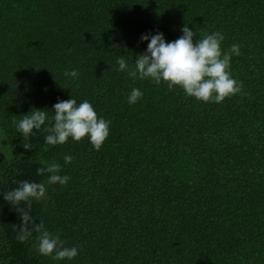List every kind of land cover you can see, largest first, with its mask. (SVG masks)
Returning a JSON list of instances; mask_svg holds the SVG:
<instances>
[{
  "label": "trees",
  "instance_id": "obj_1",
  "mask_svg": "<svg viewBox=\"0 0 264 264\" xmlns=\"http://www.w3.org/2000/svg\"><path fill=\"white\" fill-rule=\"evenodd\" d=\"M184 25L239 45L240 92L204 102L118 71L141 33L174 40ZM70 96L109 122L99 150L46 144L50 120L21 136L13 121ZM0 135V264H264V0H0ZM53 162L66 183L37 175ZM25 180L44 195L4 199ZM43 231L77 255L42 254Z\"/></svg>",
  "mask_w": 264,
  "mask_h": 264
},
{
  "label": "clouds",
  "instance_id": "obj_2",
  "mask_svg": "<svg viewBox=\"0 0 264 264\" xmlns=\"http://www.w3.org/2000/svg\"><path fill=\"white\" fill-rule=\"evenodd\" d=\"M181 35L174 40H167L162 31L141 33L140 41L147 42L146 47L136 54L134 66L129 67L124 58H118V71L127 70L133 78L150 79L155 84L167 82L168 88L179 86L186 96L194 97L204 102L220 103L225 97L240 92L241 85L232 77L229 67L232 56L240 54L239 45L232 44L228 50L221 49L224 39L220 32L205 34L194 41L193 30L184 25ZM65 76L75 78V69L66 71ZM142 96L138 88H132L127 96V103L133 104ZM29 115H24L18 121H13L23 138H27L34 129L38 130L51 121L44 136V142L49 145L63 144L68 138L79 141L87 136L89 143L96 150L102 146L109 135V122L98 116L92 103L83 100L79 103L71 96L68 99H58L51 106L53 115L48 117L43 108H36ZM25 148H28L25 145ZM65 163L72 160L70 155L63 157ZM60 165L53 162L36 169L37 175L45 172L48 184H64L69 179L58 174ZM45 193V185L34 181H21L19 186L4 194V199L16 203L40 199ZM27 221L28 216L22 217ZM24 235L20 239L25 238ZM39 251L48 255L54 253L56 259H72L77 255L76 247H62L58 237L43 231L38 237ZM55 250V251H54Z\"/></svg>",
  "mask_w": 264,
  "mask_h": 264
},
{
  "label": "rangeland",
  "instance_id": "obj_3",
  "mask_svg": "<svg viewBox=\"0 0 264 264\" xmlns=\"http://www.w3.org/2000/svg\"><path fill=\"white\" fill-rule=\"evenodd\" d=\"M6 154L7 153L4 147L3 136L0 135V158H4Z\"/></svg>",
  "mask_w": 264,
  "mask_h": 264
}]
</instances>
